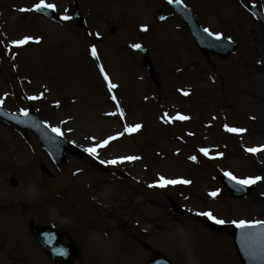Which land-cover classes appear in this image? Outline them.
Here are the masks:
<instances>
[{"label":"rangeland","instance_id":"374dc122","mask_svg":"<svg viewBox=\"0 0 264 264\" xmlns=\"http://www.w3.org/2000/svg\"><path fill=\"white\" fill-rule=\"evenodd\" d=\"M182 1L203 28L235 42L237 52L224 61L212 56V66L169 0H45L56 5L57 21L21 11L40 0H0V105L16 114L32 108L80 150L97 148L88 158L68 155L57 168L32 133L0 120V148L9 152V162L0 163V264H52L29 224L68 229L80 248L73 264H139L155 250L173 264H241L232 221H264V179L233 199L220 177H264V150L247 151L264 146V27L239 0ZM250 1L264 11V0ZM76 9L84 28L73 22ZM157 10L169 15L162 23L154 20ZM25 36L40 42L12 44ZM133 44L149 48L158 87ZM93 46L115 89L96 65ZM177 114L189 119H170ZM136 124L141 129L125 132ZM225 125L246 131L230 133ZM110 136L117 138L99 147ZM16 150L22 156L12 163ZM120 155L139 159L101 163ZM160 176L191 183L146 190ZM169 198L184 217L173 213ZM208 211L226 223L207 226L210 219L199 213Z\"/></svg>","mask_w":264,"mask_h":264},{"label":"water","instance_id":"95a60500","mask_svg":"<svg viewBox=\"0 0 264 264\" xmlns=\"http://www.w3.org/2000/svg\"><path fill=\"white\" fill-rule=\"evenodd\" d=\"M243 6L264 25V14L260 12L257 6L241 0ZM175 13L179 15L182 21L188 27L197 47L204 55L209 57L210 53L218 55L220 59L225 60L236 51V45L228 39L216 40L209 36L199 25L196 16L192 11L187 9L180 1L172 4ZM38 12L54 17L52 9L42 8ZM76 23L80 26L85 25L83 15L77 11L74 15ZM164 19V16L159 17V20ZM136 50L142 55L143 63L150 74L155 79V70L149 57L148 50L141 46ZM0 117L5 119L9 124H14L22 129L33 131L44 144L45 148L50 152L57 166L63 165L66 162L65 151L69 150L72 153L78 151L76 148L69 147L61 138L55 136L37 117L33 111H28V115L17 117L9 115L0 110ZM42 170L47 172V169L42 166ZM222 182L234 197H241L250 193L247 188L240 189L237 184L232 183L229 179L223 178ZM174 208L178 211L176 205ZM42 248L48 253L50 258L56 264H71L72 259L77 255V248L70 246L65 247L60 240L61 233L50 228L40 229L32 226ZM234 242L237 251L240 255L243 264H264V225H256L250 228L235 227ZM150 264H170L159 253H155V258Z\"/></svg>","mask_w":264,"mask_h":264},{"label":"snow or ice","instance_id":"6c2138e0","mask_svg":"<svg viewBox=\"0 0 264 264\" xmlns=\"http://www.w3.org/2000/svg\"><path fill=\"white\" fill-rule=\"evenodd\" d=\"M172 0H169V3H171ZM56 5L54 4H49V3H45V0H40V2L38 4H35L34 5V9L36 11H39L40 9L42 8H49V9H55ZM32 9H28V8H24V9H21V11H31ZM62 19L64 20H70L71 17L70 16H63ZM143 27V30L144 31H147L148 30V27L147 25H144L142 26ZM204 31L206 33H208L209 36H212L214 37L216 40H220L222 39V34L221 33H213L211 32L209 29H204ZM230 39V38H229ZM29 42H35V43H39L40 42V39L39 38H36V37H32V36H25L21 39H17V40H13L12 41V44L15 45L16 47H20V46H24V45H27L29 44ZM132 47L134 48H140L141 45L139 44H133ZM91 54L93 57H96L97 59L99 58L98 57V54H97V49L95 46H93L91 48ZM100 72L103 74V77L104 79L108 82V87H109V90H112V89H115L117 87L116 84L112 83L108 73L105 71L103 65L100 66ZM189 93L188 92H184V95H188ZM42 97V94L41 96H33V97H30V99H40ZM112 99L114 101H117V97L115 95L112 96ZM0 104H3V101L0 100ZM117 107H119V102L117 101ZM23 112V114L25 116L28 115V112L26 110H21ZM112 115H116V113H112ZM119 115L120 116H124V112L123 110L121 109L119 111ZM165 116H167V114H165ZM170 119L172 120H187L189 119V117L185 116V115H182V114H177V116L175 117H171ZM142 125L140 124H136L134 126H125V132H129V133H132V132H136L138 131L139 129H141ZM225 129L230 132V133H243L244 131H246L245 129L243 128H236V127H229L228 125H225ZM52 131L57 133L58 135H63L62 131L60 128L58 127H53L52 128ZM124 133H120L119 135H123ZM117 137L115 136H110L108 137L107 139L103 140L99 147H105L109 144L110 141L116 139ZM87 152L91 153L92 155H96L97 154V148L96 147H90V148H87L85 149ZM264 150V146L262 147H258V148H248L247 151L250 152V153H256V152H259V151H262ZM200 152L203 153L205 156H208L209 155V149L207 148H201L200 149ZM219 155H223V153H220ZM139 159V157H136V156H125V157H121L119 159H114V160H110V161H101V163H109V164H117V163H122L124 162L125 160L127 161H133V160H137ZM190 159L192 160H196L197 157L196 156H191ZM225 176L235 182L237 185H241V186H248V185H252V184H255L256 182L264 179V177H260V176H256V177H247V178H238L237 176L233 175L231 172H226L225 173ZM191 181L190 180H186V179H166L164 176H160L159 179H158V182L157 183H154L153 185H151V187H160V188H165L169 185H175V184H190ZM210 196L212 197H216L218 195V191H213V192H210L209 193ZM199 215H202V216H205L207 217L208 219L214 221L216 224H225L226 221L223 220V219H219L217 218L215 215H213L212 212L208 211V212H201L199 213ZM233 224L236 225V227L238 228H241V229H244V228H250V227H254L256 225H264V221H255V222H248V221H245V220H239V221H232Z\"/></svg>","mask_w":264,"mask_h":264},{"label":"bare ground","instance_id":"6f19581e","mask_svg":"<svg viewBox=\"0 0 264 264\" xmlns=\"http://www.w3.org/2000/svg\"><path fill=\"white\" fill-rule=\"evenodd\" d=\"M45 102H50V99L46 98ZM7 153H9L8 150H6V149L3 150V149L0 148V163H4L5 164V163L9 162V160L6 159V157H8L6 155ZM21 156H22V154L20 153V151L16 150L13 153H11L10 158H11V160L14 161V160L20 159ZM125 156H129V155H120V156H118V159L121 158V157H125ZM110 159H112V158H110ZM13 161H12V163H15V161L14 162ZM17 166L18 165H16V167H15L16 170L23 171V167H22L23 165H21L20 167H17ZM86 179H88V183H90L91 181L93 182V180H94V178L92 176H88ZM31 187L32 186H30L29 188H31ZM89 191L91 192L93 190L90 189ZM90 192H88V193H90ZM26 193H28V195L32 197V194L30 192H26ZM143 221L144 220H141V222H143Z\"/></svg>","mask_w":264,"mask_h":264},{"label":"flooded vegetation","instance_id":"af4514ba","mask_svg":"<svg viewBox=\"0 0 264 264\" xmlns=\"http://www.w3.org/2000/svg\"><path fill=\"white\" fill-rule=\"evenodd\" d=\"M65 238H68V237H67V235H66V237H65Z\"/></svg>","mask_w":264,"mask_h":264}]
</instances>
